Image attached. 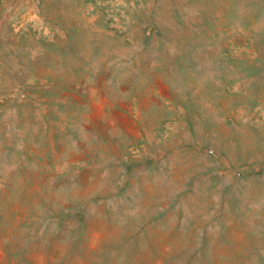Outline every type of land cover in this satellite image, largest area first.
<instances>
[{"label":"rangeland","instance_id":"obj_1","mask_svg":"<svg viewBox=\"0 0 264 264\" xmlns=\"http://www.w3.org/2000/svg\"><path fill=\"white\" fill-rule=\"evenodd\" d=\"M0 264H264V0H0Z\"/></svg>","mask_w":264,"mask_h":264}]
</instances>
